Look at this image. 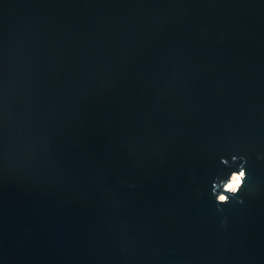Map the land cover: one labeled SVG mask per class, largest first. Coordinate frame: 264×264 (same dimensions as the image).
Instances as JSON below:
<instances>
[{"label": "water", "instance_id": "1", "mask_svg": "<svg viewBox=\"0 0 264 264\" xmlns=\"http://www.w3.org/2000/svg\"><path fill=\"white\" fill-rule=\"evenodd\" d=\"M0 264H264V0H0Z\"/></svg>", "mask_w": 264, "mask_h": 264}, {"label": "clouds", "instance_id": "2", "mask_svg": "<svg viewBox=\"0 0 264 264\" xmlns=\"http://www.w3.org/2000/svg\"><path fill=\"white\" fill-rule=\"evenodd\" d=\"M243 176H244L243 171H241L239 174H233L231 180L225 185V191L232 193L237 192L239 190V186L243 182ZM227 198H228L227 196L222 194L218 197V200L224 202L227 200Z\"/></svg>", "mask_w": 264, "mask_h": 264}]
</instances>
